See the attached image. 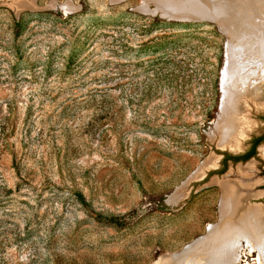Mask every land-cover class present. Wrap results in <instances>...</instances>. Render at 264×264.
Here are the masks:
<instances>
[{"label":"rangeland","instance_id":"obj_1","mask_svg":"<svg viewBox=\"0 0 264 264\" xmlns=\"http://www.w3.org/2000/svg\"><path fill=\"white\" fill-rule=\"evenodd\" d=\"M263 61L264 0H0V264H194L239 233L264 242L241 229L264 232V143L218 172L225 79ZM246 114L241 148L264 128Z\"/></svg>","mask_w":264,"mask_h":264},{"label":"bare ground","instance_id":"obj_2","mask_svg":"<svg viewBox=\"0 0 264 264\" xmlns=\"http://www.w3.org/2000/svg\"><path fill=\"white\" fill-rule=\"evenodd\" d=\"M17 3L20 6V2H17ZM230 64H231V60L228 59L225 70L227 69L229 70ZM235 72L236 71L233 70L232 68L231 76L226 78L224 82L227 85V82L230 80L232 84L234 85V87H238L239 90H237L238 93H236L234 95L235 97H233L230 89L227 88L226 85L224 87L226 88V90H225V95H224L225 96L224 103L222 104V107L225 110L227 117L229 118L227 119V117L224 116L223 119H227L230 125H227L226 127V130L227 131L229 130V133H227L228 135H226V138H223L227 140L223 142L222 146L227 145L236 150L237 148H241V146L243 145L242 144L243 142L242 143L240 142L239 137L243 136L250 127V124L248 123L249 120L247 118L248 114H246L248 112L249 102L253 101L256 107L264 108V61H263V64H260L257 70L255 69L251 70L246 75H241L240 78H237V75ZM231 101L235 102V106H236L235 109L233 108L232 105L228 104L227 106V103ZM261 154L264 155V147L261 148ZM207 166L208 165L206 164L205 166H201L202 168H200V170L198 171L199 176L203 173L204 169ZM250 166L252 167V165L249 164V166L246 168L247 169L251 168ZM233 190L235 191V194L238 192V188L236 187L235 189L233 187ZM234 201L235 199L233 195L232 196L230 195V197H227V201L224 204V210L229 211L230 209H232L231 207L234 205L233 203ZM259 211L260 210H257V209L253 210L255 214L259 213ZM245 220L246 221L243 222L241 225V229H245L246 231H249L250 233L254 235L259 234L260 237L262 236L263 241H264V232L261 233L259 232V229H257L258 226H257V223L254 222L255 220L254 216L246 218ZM231 239H233L232 245L231 244L229 245L225 242L219 243V244H217V242L216 243L212 242V244L214 245L211 244L213 246L211 248V251H209L210 249L208 247L209 246L208 244L204 250H200L201 254L205 255V259H203L201 263H194V264H238L240 256L238 254L237 249L240 247V242L243 239L246 240L247 246L250 248V250L254 248L259 251V264H264V242H261V241L257 242L254 239V237L246 233H239L234 237L232 236ZM211 240L209 239V241ZM196 249L198 250V248ZM173 257L175 258V255H173ZM172 263H173V258L171 257L164 258L161 261V264H172Z\"/></svg>","mask_w":264,"mask_h":264},{"label":"flooded vegetation","instance_id":"obj_3","mask_svg":"<svg viewBox=\"0 0 264 264\" xmlns=\"http://www.w3.org/2000/svg\"><path fill=\"white\" fill-rule=\"evenodd\" d=\"M264 143V128L250 138L246 148L239 153L234 154L230 151H224L220 160V167L218 172L222 173L228 170L230 164H238L239 162H247L256 157L261 145Z\"/></svg>","mask_w":264,"mask_h":264},{"label":"crops","instance_id":"obj_4","mask_svg":"<svg viewBox=\"0 0 264 264\" xmlns=\"http://www.w3.org/2000/svg\"><path fill=\"white\" fill-rule=\"evenodd\" d=\"M186 257H187V255L175 256V258H173V263H175V264H184L186 262H189V261H186Z\"/></svg>","mask_w":264,"mask_h":264},{"label":"water","instance_id":"obj_5","mask_svg":"<svg viewBox=\"0 0 264 264\" xmlns=\"http://www.w3.org/2000/svg\"><path fill=\"white\" fill-rule=\"evenodd\" d=\"M244 148H241V149H238V150H233V149H228V151L234 153V154H237L239 153L241 150H243ZM222 157V156H221Z\"/></svg>","mask_w":264,"mask_h":264},{"label":"trees","instance_id":"obj_6","mask_svg":"<svg viewBox=\"0 0 264 264\" xmlns=\"http://www.w3.org/2000/svg\"><path fill=\"white\" fill-rule=\"evenodd\" d=\"M79 195H80L81 199H83V195L82 194H79Z\"/></svg>","mask_w":264,"mask_h":264}]
</instances>
